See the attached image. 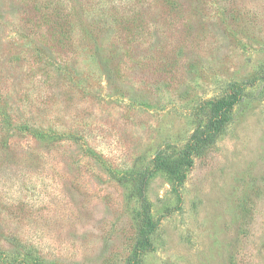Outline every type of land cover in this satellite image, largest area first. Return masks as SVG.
<instances>
[{"label":"rangeland","instance_id":"374dc122","mask_svg":"<svg viewBox=\"0 0 264 264\" xmlns=\"http://www.w3.org/2000/svg\"><path fill=\"white\" fill-rule=\"evenodd\" d=\"M143 211L138 264H264V0H0V264H129Z\"/></svg>","mask_w":264,"mask_h":264},{"label":"trees","instance_id":"16d2710c","mask_svg":"<svg viewBox=\"0 0 264 264\" xmlns=\"http://www.w3.org/2000/svg\"><path fill=\"white\" fill-rule=\"evenodd\" d=\"M62 9L57 7L51 11V13L46 11H42L41 20L46 22L49 26H51V30L59 34V36L67 37L70 25L67 20V13H62ZM54 21L55 25H50L49 19ZM68 30L67 34H64L65 31ZM234 88L231 97L229 99H220L212 103L211 117L209 123L207 125V130L202 132L201 134L192 135L191 140L187 143L186 147L183 149L178 158L170 159L165 154H159L156 157V162L154 163L155 168L162 169L170 174L177 175L180 171L186 170L193 164V154L204 146V144L209 143L213 140V137L217 135V133L222 129L225 120L228 119V113L232 109L233 105L238 100L237 95V85ZM142 185V183H140ZM140 190L142 191V186H140ZM143 224L139 229V237L136 242V248L134 250L133 256L129 261V264H138L140 253L144 251L149 243V234L152 230V225L150 221L147 219L146 212L143 211Z\"/></svg>","mask_w":264,"mask_h":264}]
</instances>
